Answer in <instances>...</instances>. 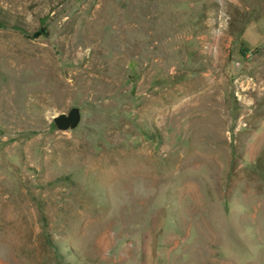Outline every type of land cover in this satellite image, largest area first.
Wrapping results in <instances>:
<instances>
[{
    "label": "rangeland",
    "instance_id": "1",
    "mask_svg": "<svg viewBox=\"0 0 264 264\" xmlns=\"http://www.w3.org/2000/svg\"><path fill=\"white\" fill-rule=\"evenodd\" d=\"M0 15V264H264V0Z\"/></svg>",
    "mask_w": 264,
    "mask_h": 264
},
{
    "label": "trees",
    "instance_id": "2",
    "mask_svg": "<svg viewBox=\"0 0 264 264\" xmlns=\"http://www.w3.org/2000/svg\"><path fill=\"white\" fill-rule=\"evenodd\" d=\"M6 22L3 16L0 15V27H6ZM247 50L244 48L240 49V55L244 56L245 52ZM28 134H32V133H28ZM264 150L263 152H261L257 163L260 165V161L264 160ZM263 165V163L261 164V166ZM53 230L51 229V227L49 226V223L46 220V215L45 214H41L40 218H39V236L41 239V244L42 246L47 250V252L49 253V255L51 256V259L53 260L54 264H66L63 263L61 256L59 255V253L57 252V245L54 241L53 238Z\"/></svg>",
    "mask_w": 264,
    "mask_h": 264
},
{
    "label": "water",
    "instance_id": "3",
    "mask_svg": "<svg viewBox=\"0 0 264 264\" xmlns=\"http://www.w3.org/2000/svg\"><path fill=\"white\" fill-rule=\"evenodd\" d=\"M79 121L80 114L77 107H70L65 112L57 113L51 118L53 127L59 132L75 129Z\"/></svg>",
    "mask_w": 264,
    "mask_h": 264
}]
</instances>
